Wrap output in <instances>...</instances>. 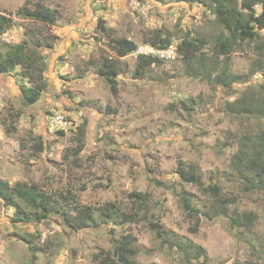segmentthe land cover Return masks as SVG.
<instances>
[{
    "label": "rangeland",
    "instance_id": "rangeland-1",
    "mask_svg": "<svg viewBox=\"0 0 264 264\" xmlns=\"http://www.w3.org/2000/svg\"><path fill=\"white\" fill-rule=\"evenodd\" d=\"M34 1L57 8L58 21L47 25L18 13ZM0 10L14 20L0 43L21 41L28 28L53 43L39 51L47 86L37 102L23 103L20 85L29 83L20 67L0 74V178L75 194L76 203L93 209L112 202L130 210L131 191L149 196L141 222L115 224L94 210V222L82 229L69 226L61 212L41 222L15 223L13 208L0 202V264H102L100 252L110 254L113 238L126 232L136 237L139 264H264V190L245 185L231 164L238 137L264 133V119L224 110L227 101L264 87V69L253 67L255 60L264 66V28L231 52L230 72L239 80L225 87L205 74L188 75L178 56L135 76L136 57L118 58L98 27L102 20L111 34L138 43L155 28L171 31L176 42L184 34L203 36V52L220 71L223 61L214 44L222 27L201 2L0 0ZM106 55L119 65L116 94L97 73ZM182 101H192L193 109L182 108ZM53 112L71 120L63 133L50 123ZM79 142L77 156L73 149ZM178 161L195 164L199 182L182 180ZM213 184L230 201L227 217L212 214L217 201L207 187ZM184 197L192 209L184 208ZM248 212L251 226H237L235 218ZM154 222L165 231L162 236L152 229ZM26 233L36 237L29 236L28 243L20 237ZM177 243L200 246L199 255Z\"/></svg>",
    "mask_w": 264,
    "mask_h": 264
},
{
    "label": "trees",
    "instance_id": "trees-1",
    "mask_svg": "<svg viewBox=\"0 0 264 264\" xmlns=\"http://www.w3.org/2000/svg\"><path fill=\"white\" fill-rule=\"evenodd\" d=\"M28 1V0H27ZM186 2H201L208 7L215 15L216 21L222 27L218 34L214 48L216 55L221 56L223 65L220 71H217V62L209 61L203 48L206 40L203 36H184L176 42L171 31L163 28H155L146 34L141 42L148 43L154 47L165 48L175 43L177 56L185 65L188 75L202 76L207 75L215 84L230 87L233 81L239 80V76H234L230 72L231 52L244 40L254 39L259 33L258 29L264 28V0H177ZM260 7V11L257 10ZM18 13L27 19L35 20L47 25L55 24L60 18L57 8L50 7L42 2L34 1L21 6ZM14 20L9 13L0 10V34L12 27ZM99 29L108 37L109 48L118 58L125 57L137 47L138 42L134 40L117 36L110 33L102 20L98 22ZM26 36L19 42L0 43V74L8 73L20 67V75L27 79L28 85L21 84L20 90L23 103L26 105L38 101L41 93L47 86L46 80L42 77L45 69V62L40 49L53 47L51 40L47 37L34 32L32 28L25 30ZM163 58L139 55L136 57L134 69L135 76H142L144 71L155 64L162 63ZM195 63V65H193ZM254 68L264 69L259 60L253 62ZM208 68V69H207ZM117 60L110 56H102L99 60L97 73L109 84L113 94L117 92V75L119 73ZM193 102H180L181 107L187 110L193 109ZM226 113L255 116L264 119V87L250 89L244 92L240 97L227 101L224 106ZM63 133V130H58ZM239 147L231 157V164L236 167L241 177L245 178V185L254 189L264 190V133H258L253 136L242 135L238 137ZM43 139L39 140V147L43 148ZM82 148V143L73 149L77 156ZM177 172L185 182H199L200 173L195 164L183 165L178 161ZM159 184V182H158ZM215 196V209L212 211L214 216H228L225 209L230 202L219 195V189L216 184L207 187ZM132 199L130 210H124L115 206L112 202H107L103 206L93 209L88 205L76 203L75 194H55L36 182L16 180L10 183L0 178V202L13 208L11 220L15 223H35L48 218L49 215L61 212L64 215L66 223L72 228L82 229L90 226L94 222V210H99L101 219L111 221L115 224H124L127 222L138 223L146 219L149 196L146 192L131 191L129 193ZM188 198L184 197V208L192 209L188 204ZM70 201H74L72 205ZM69 203V204H68ZM69 211V212H68ZM73 211V214L70 212ZM204 212V215L211 218L213 215ZM239 216L235 218L237 226L248 228L254 220L251 212L243 213L241 220ZM198 224V222H197ZM152 229L160 236L162 231L158 222L151 223ZM33 236L31 233L20 235V237L30 243ZM114 244L110 254L104 255L100 252L102 264H139L136 260L138 250L136 248V237L131 232L120 234L113 238ZM178 247L184 252L193 250L196 256L200 246L191 243L183 248L180 243ZM33 249L32 246H30ZM99 259V255L95 254ZM151 264H158L152 262Z\"/></svg>",
    "mask_w": 264,
    "mask_h": 264
},
{
    "label": "built area",
    "instance_id": "built-area-1",
    "mask_svg": "<svg viewBox=\"0 0 264 264\" xmlns=\"http://www.w3.org/2000/svg\"><path fill=\"white\" fill-rule=\"evenodd\" d=\"M131 55L135 57L143 55L163 58L164 60H173L177 56V48L175 43L170 44L168 47L160 48L154 47L145 42H141L137 45L136 49L131 52ZM49 120L57 130H66L71 124V120H69V118L60 112L51 113Z\"/></svg>",
    "mask_w": 264,
    "mask_h": 264
},
{
    "label": "clouds",
    "instance_id": "clouds-1",
    "mask_svg": "<svg viewBox=\"0 0 264 264\" xmlns=\"http://www.w3.org/2000/svg\"><path fill=\"white\" fill-rule=\"evenodd\" d=\"M139 43H141V42H139ZM139 43H138V44H139ZM138 44H137V45H138ZM132 52H133V51H132ZM129 54L131 55V53H129ZM176 57H177V56H176Z\"/></svg>",
    "mask_w": 264,
    "mask_h": 264
}]
</instances>
